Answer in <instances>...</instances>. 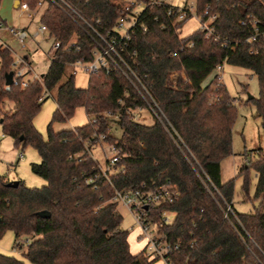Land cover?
Instances as JSON below:
<instances>
[{"label": "trees", "instance_id": "obj_1", "mask_svg": "<svg viewBox=\"0 0 264 264\" xmlns=\"http://www.w3.org/2000/svg\"><path fill=\"white\" fill-rule=\"evenodd\" d=\"M19 1L32 9L38 2ZM43 1L40 23L47 26L49 36L62 46L75 44L55 50L42 81L28 87L13 84L10 90L5 85L13 50L0 45L3 134L13 137L16 146L30 144L37 149L41 162L33 163L32 170L46 180L42 187L27 186L22 180L18 186H9L10 181L0 174V236L11 229L17 240L31 237L24 252L29 264H153L144 250L131 251L130 232L121 229L123 217L113 201L114 187L170 181L178 195L149 210L160 220L165 211L175 213L173 222L160 230L173 241L182 240L181 249L172 255L177 264H264L262 150L245 152L238 173L243 177V200L259 204L251 212H239L233 204L236 178L224 182L221 177L222 160L233 154L237 104L225 84L216 89H212L215 79L203 84L220 63L252 70L259 79V96L248 102L255 105L264 129V0H196V14L203 15L209 6V14L217 18L211 22V33L197 28L186 36H181L180 29L193 13L180 20L178 7L168 13L172 6L168 1L145 0L136 27L119 50L165 115L164 123L155 119L150 125L132 113L146 102L139 85L122 72L92 73L87 87L76 85L75 73L68 69L79 59H93V41L70 14L54 2ZM65 1L109 34L126 7L137 0ZM0 21L6 23L1 15ZM252 36L256 39L249 41ZM251 48L257 53H251ZM45 89L56 90L57 102L47 139L34 124ZM212 92L219 100L210 103ZM78 107L97 121L55 131L53 123L66 122ZM108 110L119 117L121 137L111 133V123L100 115ZM93 135L95 139L105 135L103 141L120 151L111 175L113 185L102 179L96 189L84 184V177L98 167L84 147ZM255 153L258 157L253 159ZM251 168L258 176L253 196ZM227 203L236 214L231 220L223 213ZM0 264L28 263L0 253Z\"/></svg>", "mask_w": 264, "mask_h": 264}, {"label": "rangeland", "instance_id": "obj_2", "mask_svg": "<svg viewBox=\"0 0 264 264\" xmlns=\"http://www.w3.org/2000/svg\"><path fill=\"white\" fill-rule=\"evenodd\" d=\"M175 6H187L194 14L183 28L180 29L181 36H186L199 28V19L196 13V0H167ZM16 0H2L0 6V15L6 23L0 28V45L10 46L12 48L13 57L18 55H27L32 62L33 70L44 74L47 72L49 65L53 59L55 52L54 38L50 37L47 33L37 38L29 37L26 47L12 39L7 33L8 27H26L33 31L40 26V16L43 13L45 6L39 8L35 12V17L30 18L27 12H23L19 6L15 5ZM144 4H141L138 9H142ZM3 39L4 43L1 41ZM1 61V57H0ZM75 67H69L68 71L75 73V82L78 87H87L89 83V74L78 70ZM218 72L214 70L204 80L203 84L207 85L212 82ZM223 80L229 94L235 98L237 104V118L233 126V154L226 157L221 162L222 181L226 182L232 178L235 179V194L233 199L234 207L243 213H248L254 210L255 206L259 204L258 200H243L242 185L243 177L238 176L240 167L244 164V154L248 152L251 154L254 149H261L264 157V129L261 126V119L257 114L255 105L248 102L249 95L254 97L259 96V79L258 76L250 69L233 65L224 64ZM216 84L212 85L215 89ZM211 95V94H210ZM209 95V96H210ZM57 108L56 90L51 91L47 95L45 101L34 118V124L39 132L48 138V127L51 123L53 113ZM1 115V112H0ZM136 120L145 123L153 124L155 122L154 114L149 109L143 111H136L134 113ZM86 110L83 107H78L74 115L66 122H55L53 128L55 131L63 129H71L76 126H82L89 121ZM111 133L116 137H121L123 130L120 127L117 118L111 120ZM94 158H96L102 165L106 164L107 159L111 158L115 152L108 143H102L92 148ZM22 154V156H21ZM253 159L258 157V154L251 155ZM22 157V158H21ZM41 157L39 152L32 145L23 147L16 146L15 140L9 135L3 134L2 126L0 123V174L5 175L9 181L22 180L25 185L30 187H42L46 184V180L37 175L32 170L33 163H40ZM250 178V195L253 196L257 185V173L251 168L249 172ZM117 211L122 215L123 220L121 229L129 230L130 247L135 252L143 251L142 245L145 246L146 241H141L144 237L142 230L136 224L133 215L122 204H117ZM168 217L173 219L175 214L168 212ZM31 237H23L20 240L16 239L14 232L11 229L6 230L0 236V253L15 256L19 259L25 260L28 264L29 261L25 258L24 252ZM18 244H21L20 247ZM153 264H158L154 262Z\"/></svg>", "mask_w": 264, "mask_h": 264}, {"label": "built area", "instance_id": "obj_3", "mask_svg": "<svg viewBox=\"0 0 264 264\" xmlns=\"http://www.w3.org/2000/svg\"><path fill=\"white\" fill-rule=\"evenodd\" d=\"M50 2L56 3L62 10L70 14L77 23L82 26L87 35L93 41V59L84 60L79 59L72 64L76 68L75 72L82 70L88 74L97 73L104 71L109 74L113 71H120L126 78L131 82L137 83L139 85V90L146 102L145 106H141L135 110H132L134 114L136 111H143L144 109H149L155 115L154 118L164 123L166 118L157 104V102L152 98L146 86L141 82L139 77L135 74L134 70L126 63L123 58L120 50L119 44L125 40H128L130 37L131 31L136 27L138 16L141 11L145 8V0L132 1L130 6L126 7L125 14L121 15L115 26L113 27V32L109 34H104L101 32L93 23L87 20L79 12H77L71 5H69L65 0H49ZM154 1V0H153ZM159 1V0H158ZM167 1V0H166ZM141 4H144L142 9H138ZM45 6L43 0H38L36 8L32 9L26 2L20 3L19 7L23 12H27L30 18L35 17V12L39 8ZM178 7L179 15L178 18L183 20L187 17L188 13L192 10L187 6H172L169 8L168 13L172 14L175 11V8ZM194 15V14H193ZM195 15H197L195 13ZM203 15H207V18L204 19ZM203 15L197 16L199 19V28L207 30L208 33L212 32L211 22L216 18V14H209L208 9L205 10ZM258 19H255L253 24L256 26V33H258L259 27ZM4 22L0 21V28L3 27ZM7 34L14 40L19 41L23 47L27 45V39L29 37L37 38L46 33L49 35L48 28L46 25L41 24L35 30L31 31L26 27H8ZM257 34H255L256 36ZM255 36H252L249 41L255 40ZM1 41L4 43L3 39ZM75 44L74 41L69 42L68 44L62 46L60 41L54 40V49L61 47L70 48ZM251 53H257V50L254 48L250 49ZM224 64L220 63L217 65L215 70L218 74L215 77V89L219 85L224 84L223 80V70ZM12 72H13V83L5 85L6 90H10L13 84L20 83L23 87H28L35 80L42 81L44 74H40L32 68V62L27 55H18L14 56L12 63ZM51 94V91L45 89L43 95L39 98L44 100L47 95ZM219 100V95L212 92L209 96V102H215ZM107 121L111 122L113 118H119L117 114L108 110L100 114ZM90 121H97V117H90ZM95 135L92 136V139H89L85 142V150L93 156L92 148L96 145L104 143L103 139L105 135H100L99 139H95ZM115 154L107 159L106 164L102 165L98 161V167L93 170L91 173L87 174L84 177V184L90 186L91 188H98L99 183L102 179L108 180L110 184L111 175L115 172V165L120 160L119 150L115 146H111ZM22 156V154H21ZM22 158V157H21ZM69 158H74L72 154L69 155ZM79 161L82 160L81 157L78 158ZM113 185V184H112ZM178 195V191L174 188L170 181H166L162 184H153L149 185L147 183H142L140 186L135 188L119 189L114 187V196L113 201L117 203H122L129 212L133 215L136 224L142 230L144 237L141 240L146 241L144 246V251L149 260L157 262L158 264H177L173 259L172 255L181 249L182 240L177 239L173 241L169 233L161 231L160 227L164 224H171L174 220L168 217V212L165 211L162 213V218L156 219L151 216L150 206L155 204H161L164 202L172 201ZM174 213V212H173ZM224 217L231 220L232 217L236 216L232 204H226L223 208ZM175 214V213H174ZM192 246V244H190Z\"/></svg>", "mask_w": 264, "mask_h": 264}, {"label": "water", "instance_id": "obj_4", "mask_svg": "<svg viewBox=\"0 0 264 264\" xmlns=\"http://www.w3.org/2000/svg\"><path fill=\"white\" fill-rule=\"evenodd\" d=\"M20 5V1L19 0H16V6H19ZM6 84L10 85L13 83V72L11 71L9 74H7V77H6ZM254 98V96L252 95H249L248 99H252ZM2 122V120L0 121ZM19 184V181L18 180H14V181H10L8 183L9 186H18Z\"/></svg>", "mask_w": 264, "mask_h": 264}, {"label": "crops", "instance_id": "obj_5", "mask_svg": "<svg viewBox=\"0 0 264 264\" xmlns=\"http://www.w3.org/2000/svg\"><path fill=\"white\" fill-rule=\"evenodd\" d=\"M15 5H16V2H15ZM183 28V27H182ZM197 29V28H196ZM31 60V59H30ZM45 74V73H44ZM141 241H143V240H141ZM130 242V241H129ZM142 248H144V246L142 245ZM130 249H131V247H130ZM131 251L134 253V254H138L139 252H141V251H139L138 253H135L132 249H131Z\"/></svg>", "mask_w": 264, "mask_h": 264}]
</instances>
